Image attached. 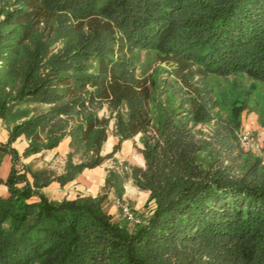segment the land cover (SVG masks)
I'll use <instances>...</instances> for the list:
<instances>
[{"label":"trees","instance_id":"trees-1","mask_svg":"<svg viewBox=\"0 0 264 264\" xmlns=\"http://www.w3.org/2000/svg\"><path fill=\"white\" fill-rule=\"evenodd\" d=\"M251 107L264 126V0H0V264H264V162L238 142ZM139 133L145 165L111 166L100 194L44 192ZM22 135L25 157L70 137L63 169L18 166ZM129 179L151 197L132 224L106 207Z\"/></svg>","mask_w":264,"mask_h":264},{"label":"crops","instance_id":"crops-1","mask_svg":"<svg viewBox=\"0 0 264 264\" xmlns=\"http://www.w3.org/2000/svg\"><path fill=\"white\" fill-rule=\"evenodd\" d=\"M9 132L7 129V125L0 118V141L5 142L8 140ZM139 138H129L122 142L120 149L114 154V158L117 161H128L132 164H136L139 166L145 165V159L141 152L143 148L136 140ZM71 138L66 137L61 143L52 149H46L41 152L32 154L29 156V159L36 160L39 158H45L46 162L40 165L38 168L52 166L57 168L58 170H62L65 162L67 160V154L69 152ZM118 138L115 135H110L108 140L104 144L103 153H108L112 151L115 144L117 143ZM135 144L137 147H135ZM20 152H24L27 144V139L24 135L20 136L16 142L13 144ZM5 165L8 172H10L13 161L12 156L10 154H5L0 166V175L5 180L7 177L1 174V169ZM111 165L107 163H103L102 165L96 166L94 168H86L82 173H80L74 180L66 183L65 185H61L58 182H52L44 192L49 196L52 201H60L65 198H74L77 196L84 195H93L96 196L100 194L106 183V174L108 168ZM37 168V169H38ZM0 194L7 195L8 187L4 182L0 183ZM115 195L110 193V203L112 206L107 208L109 212L116 219L118 210L113 205V201L115 199ZM150 192L148 190L140 189L133 181V179H129L125 184V193L123 195V199H128L132 201V206L138 214L146 216L149 214V208L151 204L150 200ZM107 207V205H106ZM118 219V218H117ZM116 219V220H117ZM119 221V220H118Z\"/></svg>","mask_w":264,"mask_h":264},{"label":"rangeland","instance_id":"rangeland-1","mask_svg":"<svg viewBox=\"0 0 264 264\" xmlns=\"http://www.w3.org/2000/svg\"><path fill=\"white\" fill-rule=\"evenodd\" d=\"M156 66L159 67V64L156 63L154 60H152V52L143 50L141 52L140 60L138 63V71H137L138 75L141 77H145L146 74L152 72L153 68ZM144 69L147 70L146 73H144ZM164 76H166V75H164ZM232 80H233V76H231L228 79L218 78L215 82L216 83L220 82V86L223 87V86L230 85ZM163 97H165V94H163ZM41 106H43V105H41ZM100 114L101 115H109L110 114L109 108L107 106H105L100 111ZM115 122H116V118L113 117L111 122H110V125H109V130H108L109 136L114 135L113 133H114L115 126H116ZM216 130H217L216 119H213L209 123L199 124L198 126H196L194 128L195 135H196L197 139L200 141L210 140L211 138H214ZM246 132H249L250 135L253 137L252 145L246 144L242 140V135ZM135 137L139 138L138 140H136V142H138L142 147H144V145L142 143V133L137 134ZM238 138H239L238 142L240 144V148L244 149L245 151H251L254 154H257L258 156H261L263 158V162H264V126L260 122V115H259V112L257 111V109L255 107H251L250 109H246L244 111V113H243V126H242V129L240 130V132L238 134ZM16 141H14V142H16ZM5 142H7V141H5ZM14 142L12 143V146L14 148H16L13 145ZM27 144H29L28 140H27ZM27 146H26V148H27ZM135 147H137L136 144H135ZM16 149L18 150V148H16ZM69 151H70V146H69ZM18 152L20 155V160H19L20 162H19L18 166H22L23 164H31L34 169H37L40 165H42V164H44V162H46L45 161L46 159L44 157L36 159V160H31V159H29V156L25 157L23 155L24 152L21 153L20 150H18ZM224 152L227 153L226 151H224ZM234 152H235L234 153V155H235V154H237L238 150H235ZM225 153H224V155H225ZM67 156H68V154H67ZM121 162H123V161H117L112 157V158L107 159L104 163H107V164H110L111 166H113L116 164L118 165ZM133 165H136V164H133ZM110 168H108V169H110ZM1 174L5 175L6 177L9 175V172L6 169L5 165H3L2 169H1ZM103 190H104V188H103ZM124 201L127 202L130 205V207L132 208V210L134 211L135 218L141 216V214H138L135 211V209L133 208V206L131 204V203H133L132 201H129L128 199H124ZM109 203H110V199L106 202L107 208L110 209V207L112 205ZM113 205H114V201H113ZM117 212H118V214H117L116 219L118 218L117 220L124 221V218H123L121 211L118 210ZM129 222L131 224L133 223V221H129Z\"/></svg>","mask_w":264,"mask_h":264},{"label":"built area","instance_id":"built-area-1","mask_svg":"<svg viewBox=\"0 0 264 264\" xmlns=\"http://www.w3.org/2000/svg\"><path fill=\"white\" fill-rule=\"evenodd\" d=\"M242 140L246 144L252 145L253 137L250 135L249 132H246L242 135ZM114 205L115 207L121 211L124 221H136L140 222V220L136 217L135 218V213L130 207V205L124 201L123 198L115 197L114 199Z\"/></svg>","mask_w":264,"mask_h":264}]
</instances>
